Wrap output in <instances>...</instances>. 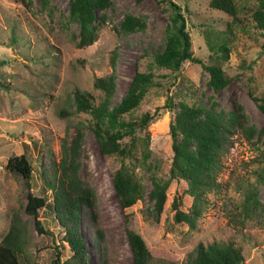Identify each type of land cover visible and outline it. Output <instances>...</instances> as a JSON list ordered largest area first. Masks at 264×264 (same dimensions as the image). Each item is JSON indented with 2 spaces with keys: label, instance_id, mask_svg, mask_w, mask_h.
<instances>
[{
  "label": "rangeland",
  "instance_id": "374dc122",
  "mask_svg": "<svg viewBox=\"0 0 264 264\" xmlns=\"http://www.w3.org/2000/svg\"><path fill=\"white\" fill-rule=\"evenodd\" d=\"M210 1L110 0L97 10L102 20L97 39L78 47L71 0H0V242L13 219L18 220L23 264H52L56 255L64 261L71 254L65 229L51 210H39L37 219L46 229L41 233L25 207L28 193L51 203L53 164L62 155L63 141L69 143L77 129L82 130L78 175L94 199V215L82 206L80 217L90 263L132 264L130 228L143 238L150 264H191L199 242L229 239L241 246L244 264H264V113L254 100L264 98V29L253 19L260 0H233L234 19ZM170 2L179 7L192 55L200 61L186 60L176 71L155 62L173 31ZM128 16L137 21L132 29L121 26ZM223 41L225 52L212 48ZM209 64L221 66L225 85L213 86ZM135 69L150 73L151 80L138 105L119 117L138 123L119 140L129 153L124 158L103 154L89 127L91 115L76 110L74 91L92 93L95 104L111 111ZM107 76L114 77L112 94L94 86L97 77ZM168 96L172 108L164 106ZM180 102L211 108L224 119L240 115L226 133L216 185L207 193L195 227L174 220V202L185 212L192 205L187 181L169 178V128ZM144 113L152 117L140 123ZM21 154L32 167L28 182L7 168L8 158ZM120 166L143 189L142 198L124 208L112 185V173ZM154 177L167 182L159 215L151 194ZM252 190L258 205L247 209Z\"/></svg>",
  "mask_w": 264,
  "mask_h": 264
},
{
  "label": "trees",
  "instance_id": "16d2710c",
  "mask_svg": "<svg viewBox=\"0 0 264 264\" xmlns=\"http://www.w3.org/2000/svg\"><path fill=\"white\" fill-rule=\"evenodd\" d=\"M171 3V2H170ZM174 15L171 20L173 31L169 34L165 48L155 56V62L170 70H179L186 60L200 62L192 55L190 36L185 29V21L179 7L171 3ZM110 0H71L70 13L77 20L78 36L76 45L85 47L92 44L98 37L102 20L97 15L98 9L106 8ZM210 6L226 12L233 19L236 17V5L233 0H211ZM253 19L258 27L264 29V3L259 1L253 12ZM132 16L126 17L121 26L132 29L136 24ZM214 50L225 52V43L221 42ZM227 55H222L226 57ZM113 62V59L111 60ZM214 87L219 88L227 83L219 64L206 66ZM113 76L97 77L94 86L107 94L114 91ZM151 74L135 69L125 94L117 106L108 111L104 104H95L92 93L76 89L74 103L77 111L91 115L89 127L94 134L98 149L103 154H117L124 158L129 150L120 146L119 140L128 132H134L138 123L129 121L124 123L119 117L136 107L147 90ZM259 110L264 113V98L254 99ZM164 106L172 108L173 102L168 96ZM179 111L170 124L169 132L172 138V160L169 178H181L187 181V191L192 196V205L189 212L181 211L174 202V220L185 222L195 227L197 218L201 216L207 193L216 185L215 176L219 165V152L222 149L226 133L229 128L239 121V114H232L224 119L211 108L199 104L179 103ZM159 109H156L158 111ZM152 115L144 113L140 123L147 122ZM118 127L127 128L123 133ZM82 130L77 129L69 143L63 141L62 155L57 163L53 164L52 178L49 186L52 193L51 203H47L43 196L28 193L25 210L35 217V226L38 231H46L40 220L37 219L41 208L51 210L54 217L65 229L64 240L70 249V256L60 261L56 255L52 264H93L88 261L89 252L83 233L80 230L82 206L87 207L94 215L93 192L83 185L78 175L79 149ZM7 168L19 172L25 181L31 177L32 167L23 155L12 156L7 160ZM112 185L121 207L134 204L143 196V189L137 177L126 167L120 166L112 173ZM167 182L158 178L152 179L151 194L155 197L154 207L159 215L166 199ZM247 209L258 205L256 191L252 190L247 197ZM18 220L13 219L9 231L0 242V264H23L22 227ZM100 235V233L98 234ZM126 236L132 252V264H150L152 255L143 238L134 230L126 229ZM191 264H244L241 246L232 239L225 242H199L196 256Z\"/></svg>",
  "mask_w": 264,
  "mask_h": 264
}]
</instances>
